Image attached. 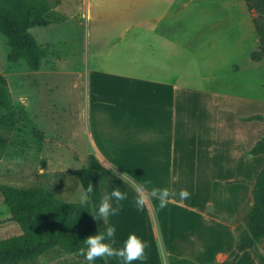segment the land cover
Listing matches in <instances>:
<instances>
[{"label":"crops","instance_id":"obj_1","mask_svg":"<svg viewBox=\"0 0 264 264\" xmlns=\"http://www.w3.org/2000/svg\"><path fill=\"white\" fill-rule=\"evenodd\" d=\"M141 1L145 8L122 32H100V39L107 40L96 52L103 59L102 65L97 66L89 82L85 129L90 138L87 158L93 180L98 183L101 176L107 177L109 192H128V199L120 202L118 215L104 222L94 218L97 229L103 231L114 224L116 248L129 233L136 229L141 232L137 236L148 240L146 259L133 264H220L235 248L237 228L253 204L252 184L264 163V154H249L264 136V95L250 94L239 75L242 71V76L249 79L258 73L253 66L260 65L248 59L233 63L232 70L218 71L213 80L204 75L198 79L185 77L182 72L196 66L184 61L180 64V47L187 52L205 48L208 61L218 66L221 59L225 61V39L237 33L235 25L227 24H235L237 19L210 15L200 18L197 26L187 27L185 37L180 38L178 32L169 36L158 32L157 25L192 23L196 18L169 17L178 10L174 0ZM157 2L159 10H155ZM185 38L197 42L190 46ZM243 40L231 44L240 57L247 52ZM233 82L244 85L245 93L227 89ZM83 157L79 153L80 180L79 171L86 170ZM151 187H167L177 195L170 196L163 209L157 200L147 198L143 209L137 210L135 191L147 197ZM182 188L189 191V198H179ZM101 198L93 195V213ZM148 231H152V239H158L162 232V240L158 239L163 247L160 259L151 254ZM94 264L120 261L102 257ZM234 264L257 261L244 250Z\"/></svg>","mask_w":264,"mask_h":264},{"label":"rangeland","instance_id":"obj_2","mask_svg":"<svg viewBox=\"0 0 264 264\" xmlns=\"http://www.w3.org/2000/svg\"><path fill=\"white\" fill-rule=\"evenodd\" d=\"M89 1L59 0V4L49 12L50 21L46 26L29 29L36 41L47 51L35 71L28 69L22 60L13 63L7 59L8 47L5 38L0 35V78L11 100L23 106L41 136L32 133L29 127L17 131L0 126V185L18 188L42 186L51 190L62 201L71 204L78 203L77 194L86 189L81 181L86 187L93 185L89 201L93 195L100 198L109 193L107 177L101 176V181L95 182L92 166L87 158L91 153L90 138L85 129L89 120L86 114L89 82L93 79L97 66L102 65L103 59L96 52L107 40L100 39V32H122L123 27L145 5H142L141 0H93L90 18H87ZM174 3L178 10L168 15L169 17L193 16L196 18L195 22H179L173 25L162 22L156 28L162 34L173 36L178 32L180 38L185 37L187 27L197 26L200 18L210 15H221L229 20L236 18L238 21L227 24L235 25L237 33L228 35L225 39V61L221 59L218 66L208 61L205 48L198 47L193 52H187L180 47V64L184 61L189 66H196L183 71L185 77L190 75L189 78L198 79L204 75L213 80L218 71L232 70L233 63L242 64L250 59L251 52L259 50V36L252 18H256L259 24L264 20L254 7L249 10L244 0H174ZM154 6L155 10H159L160 2ZM246 34H249L247 38ZM189 38H185L188 45L192 46L197 42ZM242 38L247 52L240 57L237 47L235 49L232 45L234 40L238 43ZM201 56L203 58L200 61ZM253 62L260 65L253 66L257 67L259 77L257 72L250 75L249 79L242 76V71H239V75L244 78L250 94L264 95V57ZM241 67L245 69L248 66ZM210 87L215 88L213 85ZM227 89L245 93L246 87L233 82ZM79 153L83 154L82 161L86 165V170L79 171L81 180L78 177V168L81 167ZM19 233V226L9 219V211L0 192V239ZM133 233L141 234L137 229ZM148 234L151 242L149 247L153 251L151 254L160 259L163 247L158 245V239L162 240V232L158 239H152V231H148ZM258 252L264 257V240L258 245ZM78 257L83 258L81 251L66 253L55 247L32 262L20 264L82 263V259Z\"/></svg>","mask_w":264,"mask_h":264},{"label":"trees","instance_id":"obj_3","mask_svg":"<svg viewBox=\"0 0 264 264\" xmlns=\"http://www.w3.org/2000/svg\"><path fill=\"white\" fill-rule=\"evenodd\" d=\"M244 1L249 10L254 7L264 20V0ZM58 4L59 0H0V35L5 38L10 62L22 60L32 71L39 68L47 51L29 29L46 26L50 21L49 12ZM252 23L259 36L260 47L250 53V59L259 61L264 57V21L259 24L256 18H252ZM0 126L17 131L29 127L32 133L41 137L23 106L11 100L1 78ZM249 154H264V136L249 150ZM0 192L9 211V219L20 228L19 234L0 239V264L29 263L55 247L66 253H77L83 247V239L98 232L90 213V201L86 209H80L79 203H66L42 186L18 188L1 184ZM252 197L251 209L237 228L235 248L220 264H234L244 250L252 253L257 264H264V257L258 252V245L264 240V163L252 184Z\"/></svg>","mask_w":264,"mask_h":264},{"label":"clouds","instance_id":"obj_4","mask_svg":"<svg viewBox=\"0 0 264 264\" xmlns=\"http://www.w3.org/2000/svg\"><path fill=\"white\" fill-rule=\"evenodd\" d=\"M151 182H147L150 184ZM147 184L145 187H147ZM93 192V185L89 184L86 189L81 190L77 194V202L81 206L80 209H86L90 200V194ZM177 193L170 192L167 187H151L147 191V197L142 191H135L133 202L137 210L143 209L147 198H154L158 201L161 209L168 205L170 196ZM178 196L181 200L187 199L190 193L187 189H180ZM128 199V192L119 189H113L107 195H104L95 207V212H90L94 218L107 220L109 216H116L120 211V202ZM116 234V226L109 224L105 230L98 231L93 235H88L83 239V247L81 255L86 264H94L98 258L116 257L120 264H133L134 261H144L146 259L145 249L147 242L142 240L134 233H129L121 243V246L113 247Z\"/></svg>","mask_w":264,"mask_h":264}]
</instances>
